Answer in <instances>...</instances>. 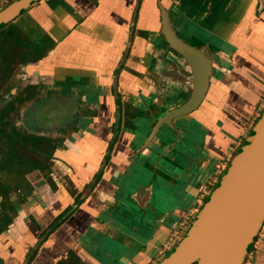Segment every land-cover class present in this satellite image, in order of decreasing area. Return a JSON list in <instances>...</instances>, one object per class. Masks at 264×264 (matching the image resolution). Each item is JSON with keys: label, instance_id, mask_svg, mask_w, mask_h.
Listing matches in <instances>:
<instances>
[{"label": "crops", "instance_id": "1", "mask_svg": "<svg viewBox=\"0 0 264 264\" xmlns=\"http://www.w3.org/2000/svg\"><path fill=\"white\" fill-rule=\"evenodd\" d=\"M161 8L217 37L208 49L216 75L202 106L174 122L177 133L166 128L145 148L148 120L163 119L192 91V69L169 67L177 61L161 47ZM14 24L46 44L44 58L23 71L62 96L80 91L89 126L64 141L53 169L57 189L29 197L0 238V264H159L258 119L264 7L259 0H40ZM245 264H264V228Z\"/></svg>", "mask_w": 264, "mask_h": 264}, {"label": "water", "instance_id": "2", "mask_svg": "<svg viewBox=\"0 0 264 264\" xmlns=\"http://www.w3.org/2000/svg\"><path fill=\"white\" fill-rule=\"evenodd\" d=\"M39 1L15 0L10 3L0 11V28L16 21ZM161 13V35L166 44L192 67V91L188 101L169 111L163 119L148 120L144 130L145 148L158 135H163L166 128L177 133L174 122L202 106L210 88V79L216 75L215 61L178 38L169 12L161 8ZM53 99L50 103L52 110L57 102ZM61 101L64 114H69L72 101L67 96ZM263 228L264 112L187 233L159 264H244Z\"/></svg>", "mask_w": 264, "mask_h": 264}, {"label": "flooded vegetation", "instance_id": "3", "mask_svg": "<svg viewBox=\"0 0 264 264\" xmlns=\"http://www.w3.org/2000/svg\"><path fill=\"white\" fill-rule=\"evenodd\" d=\"M261 7H264L263 0H259ZM217 4V3H216ZM214 4L213 7L216 6ZM208 2L206 3V13H211L208 9ZM214 9V8H213ZM169 12V11H168ZM180 12V11H179ZM178 13H173L172 16H170L171 25L173 26L176 35L178 38H180L182 41H184L189 46L193 47L194 49L202 52L205 57L210 59L208 55V49L210 50L209 46H213V43L208 40H206V32L208 31L206 28L203 29L201 25L198 22H195L190 19H186L183 15ZM213 13V12H212ZM176 14V15H175ZM170 15V13H169ZM191 24H194L196 26H199L202 31V37H196L195 33L190 32L191 30ZM162 45L161 47L163 50L167 51L168 53L172 54V56L176 59L177 62L175 64H170L169 67H174L179 69L182 67V70L186 73V67L188 66L192 69L189 62L180 56L177 52H175L173 49L169 48V46L166 44V41L164 38H162ZM181 62L183 65H181ZM28 65H22L20 66L15 72H13V75L10 77L5 78L6 81L2 84H0V238L9 231L10 227L14 224L17 218L20 217L21 213L26 210V202L29 197L34 195L36 192H41L44 187L49 186L54 191L57 189V180L51 178L53 173H51L49 176L50 179L48 181H45L42 184L36 185L35 182H33V179L36 177L37 173L45 171L47 167L44 164H29L27 162V174L24 176L26 177L28 183H25V190H28L26 193L23 191L24 189L21 187V182L15 184V177H19V168L16 166L14 167V163L17 164L18 162H15L12 160V157L14 155V160L18 158V160L24 159L25 156H20L19 153L22 155H26L27 158H29L30 152L33 154V151L37 152L38 154L44 156L47 160H51L53 158L61 159L58 157V154L60 151L64 150V140L60 139L59 136L56 138L46 137L45 135H42L38 137L37 135H34L30 133V131L26 130L23 126L18 127V122L15 123V127L12 126V118L14 117L13 111H16V108L18 105L23 106H30L32 105V109H30V113H28L27 118L23 117L26 121H28L27 124L30 126H35V128L39 129L40 132H45V129L52 127H59V126H67L71 124V122L66 123V120H76L78 109L80 106L78 96L71 95L67 96L72 101L70 105L72 106V109L70 110L69 114H64V103L61 101V98L65 97L66 95L62 96L61 93L55 94V95H47L46 101H43L38 106L34 107L35 100H38V98H41L42 94L39 89L40 81L34 80L33 78L29 77L24 71L23 68ZM189 69V68H188ZM17 73H21L22 76H24L26 81H29V86H25V89H16V84L13 83L14 77H16ZM193 77V71L191 73ZM24 77H20L24 79ZM192 77L189 79V81L192 80ZM29 79V80H28ZM45 84V83H44ZM46 85V84H45ZM10 89L9 92H6V89ZM23 88V87H22ZM59 92H61V89L58 88ZM65 92V91H62ZM66 93V92H65ZM64 94V93H63ZM208 95V93H207ZM54 98V99H53ZM55 100L56 106L50 107L51 100ZM19 104H18V103ZM16 106V108H15ZM19 115V114H18ZM17 120V119H16ZM61 120V121H60ZM79 120V119H78ZM9 121V123H8ZM18 121V120H17ZM54 121V124H53ZM26 124V125H27ZM18 127V128H17ZM51 127V129H52ZM51 140L58 141L61 144H58L55 149L50 146ZM17 156V157H15ZM9 158L12 160H9ZM53 161V160H52ZM56 160H54L52 163H54V166L56 165ZM5 173V174H4ZM13 175L10 179V185L14 183L15 189L13 193H9L8 190H5L2 186H8L9 183L7 180L8 175ZM14 180V181H13ZM8 183V184H7ZM23 186V187H24ZM28 187V188H27ZM56 188V189H55ZM70 194L78 198L77 190L75 186L71 185ZM8 202V205L4 206V202ZM17 203V204H16ZM7 207V209H6ZM9 209V212L7 210ZM49 229V228H48ZM42 231L41 238L45 236L46 232L48 231ZM7 234V233H6Z\"/></svg>", "mask_w": 264, "mask_h": 264}, {"label": "rangeland", "instance_id": "4", "mask_svg": "<svg viewBox=\"0 0 264 264\" xmlns=\"http://www.w3.org/2000/svg\"><path fill=\"white\" fill-rule=\"evenodd\" d=\"M8 2L5 4V6L7 5L8 6V4H10V3H12L13 1H15V0H7ZM0 8H2V6H0ZM191 30H190V32H193V33H195V35H196V37H202L203 35H202V31H201V28L199 27V26H196V25H194V24H191ZM209 39V41L210 42H212V43H215V44H218V40H217V37L212 33V32H209V31H207L206 32V40H208ZM16 69H17V67L15 66V71H16ZM14 71V72H15ZM20 77H24V76H22V74L20 73H17V75H16V77H14L15 79H14V81H13V83L14 84H16V86H18V87H16V89L18 90V88H20V89H25L27 86H29L30 84H29V81H31V80H29V81H26V79L27 78H25L24 77V79H22V78H20ZM6 81V79L4 78V77H2V72L0 73V84H2V83H4ZM40 83V85H39V89H40V92H41V94H42V96H41V98H38V100H35V102H34V107H36V106H38L39 104H41L43 101H46V96L48 95H55L56 93L57 94H59L60 92H59V90H57L58 89V87H56V85L54 84V86L52 87V86H47V84L45 85L44 84V82H42V81H40L39 82ZM26 86V87H25ZM23 87V88H22ZM9 88L8 89H6V92H9ZM77 93V95L79 96L80 94V91H77L76 92ZM76 93H74V92H72V94H70V95H75L76 96ZM64 94H65V92H64ZM62 95V94H61ZM168 100H170V102L171 101H173V99L172 98H170V99H166L164 102H167ZM18 103V102H17ZM19 104V103H18ZM32 105H30V106H26V105H23V106H20V105H18V107L16 108V106H15V108H16V111H13V115H14V117L12 118V126H14L15 127V123L16 122H18V127L19 126H21V125H23V126H25L24 128L26 129V130H28V131H30V133H32V134H34V135H37L38 137H40V136H42V135H45L46 137H51L52 139L53 138H56L57 136H59L60 137V139H63L64 141L66 140V138L68 139H72V141L73 140H75V138H73L74 136L76 137L77 135H79V134H81V132L83 131V128H86L87 126H89V124H88V122L87 121H89V119L88 120H85L83 117H82V114L84 113V112H82L81 110H80V107L81 106H79V109H78V113H77V119L76 120H73V121H71V124H69V125H67V126H59V127H52V129H51V127L50 128H48V129H45V132L43 133V132H40V130L39 129H37V128H35V126H30L29 124H27L28 123V121H26L23 117H26L27 118V114L28 113H30L29 111H30V109H32ZM19 114V115H18ZM81 118H83L84 119V124H82V123H79V120L78 119H81ZM18 121H17V120ZM8 123H9V121H8ZM27 124V125H26ZM79 125H82V126H79ZM84 125L86 126V127H84ZM17 127V128H18ZM16 128V127H15ZM20 128V127H19ZM63 145H64V143H63ZM32 152H30V154H29V158H27L26 157V155H22L21 153H19L20 154V156H25V158L24 159H21V160H18V158L16 159V160H14V155H13V157H12V160L13 161H15V162H18L17 164H15L14 163V167L16 166L17 168H19V177H15V184L16 183H19V182H21L22 184H21V187L24 189L23 191L26 193L28 190H25V186H24V184L25 183H28V181H27V179H26V177L24 176L25 174H27L28 172L26 171L27 170V162H29V164H44L46 167H47V169L45 170V171H43V172H41V174L39 173V172H36L37 173V175H36V177L33 179V182H35V184L36 185H40V184H42V183H44L45 181H48L49 179H50V177L51 176H49V174H50V171L49 170H51V173H53V169H54V163H52L54 160H56L57 162H61L62 160L61 159H59V158H57V159H55V158H53V159H51V160H47L46 158H44V156H42V155H40V154H38L37 152H35V151H33V154H31ZM15 157H17V156H15ZM9 160H11L10 158H9ZM11 160V161H12ZM53 160V161H52ZM25 173V174H24ZM5 174V173H4ZM12 176L13 175H8L7 176V178L9 179V180H7L8 181V183H9V185L8 186H2L5 190H8V192L9 193H13V191H14V189H15V187L16 186H14V183L13 184H11L10 185V179L12 178ZM51 178H53V179H55L54 178V175H52V177ZM45 180V181H44ZM55 180H57L58 182H60L59 181V179L57 178V179H55ZM14 181V180H13ZM7 183V184H8ZM24 186V187H23ZM28 188V187H27ZM6 204L8 205V202H4V206H6ZM17 204V203H16ZM6 209H7V207H6ZM7 212H9V209L7 210ZM176 246V245H175ZM169 255V254H168ZM167 255V256H168Z\"/></svg>", "mask_w": 264, "mask_h": 264}, {"label": "trees", "instance_id": "5", "mask_svg": "<svg viewBox=\"0 0 264 264\" xmlns=\"http://www.w3.org/2000/svg\"><path fill=\"white\" fill-rule=\"evenodd\" d=\"M45 54L46 44L43 42L34 44L14 22L0 28V73L2 72V77L7 78L13 75L15 66L18 69L22 65L39 62ZM58 144L61 143L53 140L50 142V146L54 149ZM60 221L62 220L58 219L57 223ZM50 230L53 231V227L48 232Z\"/></svg>", "mask_w": 264, "mask_h": 264}, {"label": "built area", "instance_id": "6", "mask_svg": "<svg viewBox=\"0 0 264 264\" xmlns=\"http://www.w3.org/2000/svg\"><path fill=\"white\" fill-rule=\"evenodd\" d=\"M260 109V114L258 116V119L260 118V116L262 115V113L264 112V100L261 104ZM257 119V121H258ZM256 121V122H257ZM256 122L254 123V125L256 124ZM235 157V155H233V153H230V155L227 156V158L225 159V161L218 166V171L215 174V176L212 178V180L210 181L209 185L201 192V195L198 199V203L197 205L199 206V208H202L203 205L205 204V202L208 200V198L210 197V195L212 194L213 190L216 188V186L219 184L223 174L228 170L230 163L232 162L233 158ZM198 207L193 209L189 215V217L185 218L177 227L174 237L172 239V243L175 244L177 241H181V239L184 237L188 224L191 220L192 217H194V215H196L200 209ZM172 246L175 245H167L166 246V250H169L170 248L172 249ZM251 255V252L248 256ZM245 264V263H244Z\"/></svg>", "mask_w": 264, "mask_h": 264}]
</instances>
